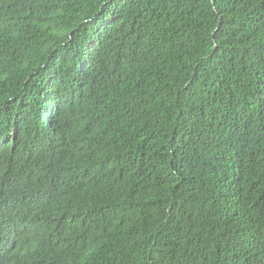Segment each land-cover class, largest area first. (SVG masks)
Masks as SVG:
<instances>
[{"label": "trees", "instance_id": "16d2710c", "mask_svg": "<svg viewBox=\"0 0 264 264\" xmlns=\"http://www.w3.org/2000/svg\"><path fill=\"white\" fill-rule=\"evenodd\" d=\"M0 264H264V0H0Z\"/></svg>", "mask_w": 264, "mask_h": 264}]
</instances>
